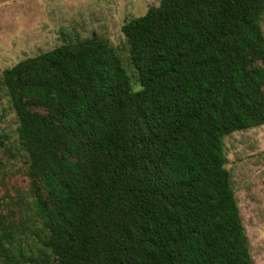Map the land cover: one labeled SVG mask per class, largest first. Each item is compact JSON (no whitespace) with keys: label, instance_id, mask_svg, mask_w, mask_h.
Masks as SVG:
<instances>
[{"label":"trees","instance_id":"trees-1","mask_svg":"<svg viewBox=\"0 0 264 264\" xmlns=\"http://www.w3.org/2000/svg\"><path fill=\"white\" fill-rule=\"evenodd\" d=\"M264 0H161L0 76L55 264H253L223 139L264 125ZM0 234V264H21Z\"/></svg>","mask_w":264,"mask_h":264},{"label":"rangeland","instance_id":"rangeland-1","mask_svg":"<svg viewBox=\"0 0 264 264\" xmlns=\"http://www.w3.org/2000/svg\"><path fill=\"white\" fill-rule=\"evenodd\" d=\"M161 0H0V76L27 58L65 43L97 37L119 56L132 88L139 90L123 25ZM264 36V15L261 19ZM17 119L0 82V234L21 264H55L42 247L43 225L35 214L39 194L29 160L17 139ZM232 188L253 264H264V125L223 139Z\"/></svg>","mask_w":264,"mask_h":264}]
</instances>
